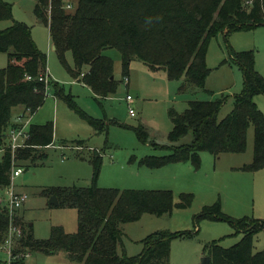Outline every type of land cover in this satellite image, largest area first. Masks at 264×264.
<instances>
[{
    "label": "trees",
    "instance_id": "obj_1",
    "mask_svg": "<svg viewBox=\"0 0 264 264\" xmlns=\"http://www.w3.org/2000/svg\"><path fill=\"white\" fill-rule=\"evenodd\" d=\"M35 1V15L48 25L55 52L63 62L65 54L71 52L74 68L66 65L68 71L75 79L82 77L96 99L108 98L118 89L113 60L104 55L107 49L119 51L123 77H129L130 64L138 59L153 72H166L171 81L183 79L184 89L205 90L210 74L207 66L210 40L219 33L227 36L233 31L264 26V0H78L70 4L64 0ZM68 6L73 8L68 9ZM2 21L14 22L0 30V53L8 57L7 66L0 69V148L6 147L7 132L16 125L13 110L20 108L21 113L29 110L35 114L44 104L49 89L87 121L96 134L107 132L109 124L83 113L59 83H51L50 78L48 84L40 81L48 72L47 56L36 45L31 28L13 20V6L0 0ZM233 56L243 71L244 84L242 92L234 99L232 111L219 120L226 103L224 97L214 101H190L183 113L170 110L173 129L168 139L174 145L192 134V142L167 147L171 153L163 157L146 156L142 164L157 169L190 162L198 168L201 152L215 157L244 153L249 129L253 127V161L241 169L258 172L264 168V115L255 102L257 95L264 96V77L255 70L253 52ZM133 129L139 141L145 144L146 129L142 125ZM29 135L28 148L16 152L17 160L30 158L37 147L53 144L54 125L52 122L32 124ZM101 152H90L91 186L43 192L49 199L56 196L60 207L78 211L77 231L71 234L62 227H53L48 239L37 240L32 227L24 224L23 215H17L15 222L22 230V237L16 241L19 252H64L78 264H171L172 241L192 238L199 233L201 222L209 220L226 222L236 229L235 234H242L241 240L229 248L218 240L207 244L204 250L211 264H264V251L255 252L253 245L254 237L264 231V220L232 219L223 212L220 202L203 207L194 216L193 230L155 232L143 240L144 249L139 256L128 257L121 251L125 236L123 225L139 221L145 214L161 217L175 208H190L193 196L181 193L180 201L175 203L170 190L99 188ZM11 170L12 155L7 148L0 159L1 189L11 185ZM8 233V211L3 207L0 209V246L6 243ZM12 257L17 258L14 249ZM12 264L25 263L14 261Z\"/></svg>",
    "mask_w": 264,
    "mask_h": 264
},
{
    "label": "rangeland",
    "instance_id": "obj_2",
    "mask_svg": "<svg viewBox=\"0 0 264 264\" xmlns=\"http://www.w3.org/2000/svg\"><path fill=\"white\" fill-rule=\"evenodd\" d=\"M3 1L13 6V20L25 23L31 28L36 45L47 56L50 82L59 83L83 113L102 120L106 125L109 123L107 132L95 135L89 123L63 100H54V94L49 89L47 100L35 113L32 124L44 125L52 122L55 147L59 148L37 147L32 151L30 158L17 160L23 172L13 179L14 189L28 196L24 210L21 209L18 215L24 213L23 222L32 227L37 240L48 239L53 227H62L65 232L71 234L77 231L78 211L75 208L51 205L43 192L54 188L91 186L92 151H102L103 155L97 182L99 188L170 190L173 192L175 203L180 201L181 193L193 196L190 208H175L161 217L145 214L139 221L123 225L125 236L121 251L128 257L139 256L144 249L143 240L155 232L193 230L194 216L199 214L203 207L216 202L221 203L223 212L232 219L264 220V168L258 172H245L241 169L253 161V127L249 129L247 149L244 153L215 157L208 152H201L198 168L190 162L168 164L157 169L141 163L146 156L169 155L171 149L167 147L192 142V134L174 145L168 139L173 129L169 117L170 110L183 113L190 101H214L224 97L226 103L220 111L219 120H223L232 111L234 99L242 92L244 84L243 71L234 60L235 53L253 52L255 70L264 77V26L233 31L227 36L219 33L210 40L207 55L210 74L206 79L205 90L194 87L184 89L183 79L171 81L166 72H153L138 59L131 62L128 77L131 84L125 85L124 78L127 76H122L119 51L107 49L104 55L113 60L118 89L108 98L96 99L93 91L83 83L74 82L75 78L68 71L66 65L74 68L71 52L65 54L63 62L53 49L48 25L40 23L41 20L35 15L36 1ZM64 1L70 4L77 3L78 0ZM13 22H0V30L9 28ZM7 64V54L0 53V69L5 68ZM127 95L133 98L129 105ZM255 102L264 115V96L257 95ZM129 106L135 110V117L129 115ZM20 110H13V121L21 113ZM140 125L148 134L145 144L139 141L133 129ZM81 139L87 142H71ZM64 140L70 142H63ZM2 195H7V191L0 188V200ZM3 207L0 203V209ZM199 229V233L194 234L192 238H178L172 241L171 264H202L203 258L206 257L204 248L207 244L218 240L223 247L229 248L242 238V234H235L236 229L226 222L203 220ZM16 241L13 249L17 252V258L13 259L7 255L4 244L0 246V264H12L14 261H23L25 264H78L72 262L64 252H19L20 246ZM253 245L255 252L264 251V231L254 237Z\"/></svg>",
    "mask_w": 264,
    "mask_h": 264
},
{
    "label": "built area",
    "instance_id": "obj_3",
    "mask_svg": "<svg viewBox=\"0 0 264 264\" xmlns=\"http://www.w3.org/2000/svg\"><path fill=\"white\" fill-rule=\"evenodd\" d=\"M67 8L70 9L71 6H68ZM48 79H49V72L46 73L45 77L43 76L40 77V81H44L46 84H48ZM124 81H125V85H129L128 77H125ZM126 100L128 103H131L133 101V98L131 95H127ZM129 115L131 117L136 116V112L132 107H129ZM31 117L32 114L29 110H27L25 113H20L15 122L16 125L11 127L7 132L6 147L0 148V159H2L7 148L10 150L12 155L11 185L9 186L8 189H6L7 195H5L2 198V200H0V203H2L8 211L9 233L4 248L7 249V253L10 258H12V249L14 242L22 237V230L17 226L15 222V218L17 217L18 212L23 208L25 202L28 199L27 194L17 192L13 186V179L20 176L23 172L22 168H20L17 164L16 152L19 149L28 148L26 141L30 137L29 125H30Z\"/></svg>",
    "mask_w": 264,
    "mask_h": 264
},
{
    "label": "crops",
    "instance_id": "obj_4",
    "mask_svg": "<svg viewBox=\"0 0 264 264\" xmlns=\"http://www.w3.org/2000/svg\"><path fill=\"white\" fill-rule=\"evenodd\" d=\"M40 23H42V21H40ZM50 44L52 45V47H54V44H52V42H50ZM87 70V69H86ZM49 76H50V74H49ZM50 78V77H49ZM74 82H80V83H83L82 82V77H79V78H76L75 79V81ZM84 84V83H83ZM129 84H131V80L129 79ZM46 100H47V98H46ZM45 100V101H46ZM54 100H57V98L54 96ZM128 103V102H127ZM130 103H128V105H129ZM129 107H131V106H129ZM21 111V110H20ZM34 115L35 114H33L32 115V117L30 118V124L32 125V119L34 118ZM17 117H18V115L16 116V120H17ZM16 120H14V122H16ZM100 120V119H99ZM107 124H109V123H107ZM37 125V124H36ZM40 125V124H39ZM93 132H94V134L95 135H98V134H96L95 133V131L93 130ZM85 142L86 140H84V139H81V140H73V141H71V142ZM63 142H70L69 140H67V141H63ZM87 142V141H86ZM56 145H55V143H54V141H53V144H51L49 147H48V149L49 148H59V147H55ZM91 149H93V146H91L90 147ZM76 149V148H75ZM97 149V148H96ZM77 150V149H76ZM21 193H24V192H22V191H20ZM3 196V195H2ZM4 197V196H3ZM23 209V208H22ZM24 210V209H23ZM24 213H22V215H23ZM8 255V254H7ZM30 255V254H29ZM9 256V255H8Z\"/></svg>",
    "mask_w": 264,
    "mask_h": 264
},
{
    "label": "water",
    "instance_id": "obj_5",
    "mask_svg": "<svg viewBox=\"0 0 264 264\" xmlns=\"http://www.w3.org/2000/svg\"><path fill=\"white\" fill-rule=\"evenodd\" d=\"M53 49L55 50V46L53 47ZM112 79H114V77H112ZM49 203L51 205L59 206V202H58L56 196H52L49 199ZM202 264H211V258L209 256L204 257L203 261H202Z\"/></svg>",
    "mask_w": 264,
    "mask_h": 264
}]
</instances>
